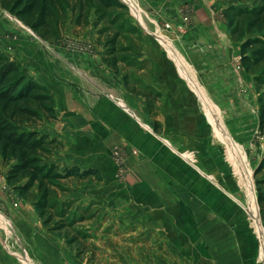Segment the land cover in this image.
Listing matches in <instances>:
<instances>
[{
    "label": "rangeland",
    "instance_id": "rangeland-1",
    "mask_svg": "<svg viewBox=\"0 0 264 264\" xmlns=\"http://www.w3.org/2000/svg\"><path fill=\"white\" fill-rule=\"evenodd\" d=\"M123 1L128 12L120 24L111 22L120 13L116 10L101 22L93 8L79 24L70 11L64 24L59 20L55 25L62 37L50 41L0 5V52L47 88L56 114L92 115L94 146L106 152L108 167L100 180L70 179L60 184L65 190H55L54 201L70 203L66 218L76 223L54 232L49 229L61 220L52 217L50 227L44 225L35 207L37 187L21 195L7 184V168L1 165L0 264H52L30 245L43 243L44 233L61 240L68 253L76 255L79 248L83 256L87 250L84 260L76 258L90 264H264V214L253 177L264 157L259 122L264 88L242 69L240 43L233 40L224 16L238 0ZM120 25L125 31L113 55L119 61L116 74L104 59H110L106 45ZM130 28L133 34L127 32ZM165 39L173 49L168 50ZM203 93L251 179L209 118ZM112 104L118 105L120 120L110 132L102 117ZM197 120L211 131L213 127L214 135L197 136ZM56 122L58 115L27 128L44 131ZM223 149L221 184L211 172L218 170L216 150ZM194 161L202 170L195 169ZM202 171L223 186L213 190L214 196L206 197L200 185L206 181L214 188ZM155 198L163 202L156 205ZM157 219L170 221L160 226ZM133 232L141 237L128 241Z\"/></svg>",
    "mask_w": 264,
    "mask_h": 264
},
{
    "label": "trees",
    "instance_id": "trees-1",
    "mask_svg": "<svg viewBox=\"0 0 264 264\" xmlns=\"http://www.w3.org/2000/svg\"><path fill=\"white\" fill-rule=\"evenodd\" d=\"M0 5L45 41L62 37L61 32L55 30V25L59 20L64 24L70 11L74 22L78 24L93 8L98 21L101 22L106 18L108 11H119L111 21L113 25L122 22V14L128 12L127 5L121 0H0ZM224 16L233 40L240 43L242 69L254 78L259 89H263L264 0H238V4L230 5L224 10ZM97 24L99 26V22ZM116 31L115 38L106 45L109 46L110 59L104 61L118 74L119 61L113 55L119 35L125 29L120 25ZM127 32L133 34L134 29L130 28ZM100 33L104 34L103 31ZM126 78L124 81H127ZM259 106L260 131L264 135V92L259 96ZM44 119L57 120L54 96L45 86L31 78L27 69L0 52V166L7 168V184L21 195H27L37 187L39 197L35 207L44 225L50 227L53 220L59 218L61 223H56L49 230L60 232L76 222H68L66 218L70 203L65 202L59 206V203L54 201L55 190H65L60 184L70 179L100 180L102 173L94 168H62L53 162V152L59 145L58 140L38 130L27 128L29 125L43 122ZM254 178L258 204L264 214V157L256 168ZM58 207L60 211H57ZM86 251L82 256L78 248V259L84 260Z\"/></svg>",
    "mask_w": 264,
    "mask_h": 264
},
{
    "label": "crops",
    "instance_id": "crops-1",
    "mask_svg": "<svg viewBox=\"0 0 264 264\" xmlns=\"http://www.w3.org/2000/svg\"><path fill=\"white\" fill-rule=\"evenodd\" d=\"M181 75H183V74H181ZM183 76L188 80L189 77H187L185 75H183ZM190 90H191V88H190ZM185 98L187 99V97H185ZM186 104L183 107V109H185V110H186ZM106 114H107L106 119H104V117H102V119L104 121L103 123H104L105 127L107 126L106 128L108 129V131L111 132L110 127L112 126V124L116 123V122L118 123V121L120 120V109L118 108V105H116V106L113 104L110 105V110L108 111V113L105 112L104 115H106ZM57 115H58V122H56V124H51L50 128H48L44 131H43V129L38 130L42 134L49 135L51 138H56L59 142V145H60L59 150H55L53 152V157H52L53 162L59 164L62 168L72 167V166H77L81 170H87L90 168H94V169H98L101 173H104L106 171V168H108L107 163L104 160V158H106L107 155H106V152H98L95 149L94 141L96 139V129L94 126L96 125V123H95V120L92 119V115L89 113H84V112L71 114L67 111L65 113H62V116L59 113ZM197 121H198L196 123L197 127H198L197 130H198V132H200V134L197 136H201V138L209 139L208 138L209 135H211L212 133L214 135L212 125H211V127H212V131H211L210 129H208L209 127L206 126L202 120H197ZM214 138L218 142H224V141H219L218 138H216V137H214ZM222 145H223V143H222ZM214 155L215 156L213 157V162L216 165V168L218 170H216L215 173H213V172H211V173L216 176L217 181H218L217 183L221 182V184H223L222 182L224 179V177H223L224 173L222 174V172H224V170H223L224 166L223 165H224V161H225L224 149L222 150L221 153H220V151L216 150V154H214ZM184 157L187 158L188 156L185 155ZM193 163H194L193 165H194L196 170L197 169L202 170L201 168H203V165L199 166L198 162H197V165H195L196 164L195 161ZM182 172L183 173L187 172V174L190 173L189 171H185V169H182ZM204 172L202 171L203 174L206 173V172L205 173ZM205 175H206V177H204V178L208 179L210 181V183L213 184L214 188L209 186L206 181H203L202 182L203 184L201 183L200 185H202L206 189V191H207L206 197L207 196H214L215 191H213V190L217 189L219 191L220 189H223V186L216 184L214 182V180L211 181L209 178V175L207 173ZM205 182H206V184H205ZM158 198H160V197H158ZM75 199L77 200V198H71L68 200H75ZM78 200H79V202L85 201V200H80V199H78ZM155 200H156L155 203H157L156 205H159V203L162 201V199L159 200L156 198H155ZM172 201L173 200L171 199L170 202H172ZM171 205H173V204L170 203V206ZM162 206H163V204H162ZM206 219L209 220L208 217H206ZM216 220H218V219H216ZM155 221H158V224L160 226H162L164 221H170V219H163V220L157 219ZM211 222H214V220H212ZM168 226H169V224H168ZM157 227H158V232L161 234V236L166 238L167 237L166 234H164L162 232V230H160L161 227H159V226H157ZM134 233L135 232L129 234L131 236V238H134V239H128V241L135 242V239H138L141 237L142 233L139 236H133ZM43 237H44V240L47 241L48 243L43 241V240H41V241H43V243H41L39 240H38V243H35V241H30L31 247L34 248V250H33L34 254L39 252V249H40V251L43 254H46V256H44L45 258H50L51 260H53L52 264L54 262L56 264H90L87 262L79 261L76 258V255L74 253H72V252L68 253L66 251V245L61 240L55 238L54 236H50L48 234H45V233L43 234ZM52 247H55V248L53 249ZM137 253H138V251H137ZM27 254L30 256L29 251L27 252Z\"/></svg>",
    "mask_w": 264,
    "mask_h": 264
},
{
    "label": "bare ground",
    "instance_id": "bare-ground-1",
    "mask_svg": "<svg viewBox=\"0 0 264 264\" xmlns=\"http://www.w3.org/2000/svg\"><path fill=\"white\" fill-rule=\"evenodd\" d=\"M165 42L167 44L168 50L169 49H173V46H172L171 42L168 39H165ZM190 82L193 83L192 81H190ZM195 89H196V87H195ZM201 99L204 102L205 110H206L209 118L214 122L215 126L222 131V134H223V137L225 138V141L230 145L232 154L238 159V161L240 163V167L242 168L243 172L246 174L245 176H247L248 179H251L252 178V174H251L249 169H246L244 163L241 161L240 153H239L240 151L238 150V148L235 145L234 141L230 138L229 135H227L225 133L224 128H223L222 124L220 123L219 117L217 115L215 106L212 104L211 100L209 99V97H208V95L206 93L202 94ZM185 182H187V181H185ZM187 184H189V183H187Z\"/></svg>",
    "mask_w": 264,
    "mask_h": 264
},
{
    "label": "water",
    "instance_id": "water-1",
    "mask_svg": "<svg viewBox=\"0 0 264 264\" xmlns=\"http://www.w3.org/2000/svg\"><path fill=\"white\" fill-rule=\"evenodd\" d=\"M125 5L127 4L125 1L121 0ZM255 172H256V169L255 171L253 172V177H255Z\"/></svg>",
    "mask_w": 264,
    "mask_h": 264
}]
</instances>
